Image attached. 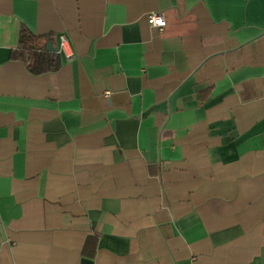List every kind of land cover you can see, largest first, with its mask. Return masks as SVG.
<instances>
[{"label":"crops","instance_id":"0c3cea01","mask_svg":"<svg viewBox=\"0 0 264 264\" xmlns=\"http://www.w3.org/2000/svg\"><path fill=\"white\" fill-rule=\"evenodd\" d=\"M0 264H264V0H0Z\"/></svg>","mask_w":264,"mask_h":264},{"label":"trees","instance_id":"16d2710c","mask_svg":"<svg viewBox=\"0 0 264 264\" xmlns=\"http://www.w3.org/2000/svg\"><path fill=\"white\" fill-rule=\"evenodd\" d=\"M38 41V37L22 28L19 47L11 52L10 58L23 62L31 74L57 72L62 65L60 56L56 52L46 51L44 46L38 44Z\"/></svg>","mask_w":264,"mask_h":264},{"label":"built area","instance_id":"2783aa9c","mask_svg":"<svg viewBox=\"0 0 264 264\" xmlns=\"http://www.w3.org/2000/svg\"><path fill=\"white\" fill-rule=\"evenodd\" d=\"M148 23L152 27L161 29L164 26V18L162 17V15L149 14L148 15ZM65 47H66V37L64 35H58L55 52L58 55H64L65 54ZM108 95H109L108 92L104 93V96H108Z\"/></svg>","mask_w":264,"mask_h":264},{"label":"water","instance_id":"95a60500","mask_svg":"<svg viewBox=\"0 0 264 264\" xmlns=\"http://www.w3.org/2000/svg\"><path fill=\"white\" fill-rule=\"evenodd\" d=\"M45 50L48 51V52H55V48H54L53 42L48 41L47 44H46Z\"/></svg>","mask_w":264,"mask_h":264},{"label":"clouds","instance_id":"9594fccd","mask_svg":"<svg viewBox=\"0 0 264 264\" xmlns=\"http://www.w3.org/2000/svg\"><path fill=\"white\" fill-rule=\"evenodd\" d=\"M159 22V21H158Z\"/></svg>","mask_w":264,"mask_h":264}]
</instances>
